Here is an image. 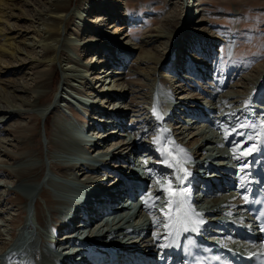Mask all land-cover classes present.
I'll use <instances>...</instances> for the list:
<instances>
[{
    "label": "bare ground",
    "instance_id": "1",
    "mask_svg": "<svg viewBox=\"0 0 264 264\" xmlns=\"http://www.w3.org/2000/svg\"><path fill=\"white\" fill-rule=\"evenodd\" d=\"M71 1L72 0H44L43 6L46 8L42 11L43 13L42 12H40V13H42L44 15L43 19H44V22H46V25L47 26L49 25L51 27L54 25L59 26L61 23L66 22L67 19L69 18V16L71 15V8H70ZM97 1L98 0H87V2H89V3L87 4L86 8H89V9H86L85 11H89V12H90V10L95 11ZM113 1H117V0H113ZM113 1L111 0V2H113ZM205 1L206 0H186V5L184 4V2H182L185 9L180 14V16H178V13H179L178 9H175L173 7H169L170 13L167 15L166 20H164L163 23L154 27L153 30H149L147 33L144 32V36H143L142 40L137 43L138 45L133 43L129 39L130 35L125 32L126 30L121 31L123 29V27L120 28V30H119L120 33L116 36H112L113 34H111V35L105 34V31L102 28L109 24V23H106V20L108 18H106L105 15L102 14V12L100 14L97 13L99 15H97V17L95 18L94 21H92L90 19L88 20V24L90 23L89 28H91V30H92L93 37L87 41L82 40L81 42L78 43V47H81L82 49H84L86 51H89V50L95 51V50H102L103 46L106 45L105 49H108L109 51H113L112 52L113 55L114 54L117 55V58L113 59V61H116L115 59L120 58V56H126V54H132V53H135L136 51H139V53L141 52L139 54V56L137 55L138 60L139 59L142 60V59H144V57H150L151 53L150 54H144V53H148L147 47L152 45L153 49L158 53V57H157L158 59H157L156 63L157 64L160 63V68H163V69L165 68L166 71L170 70L169 65H166L165 63L169 60L171 61V59L176 56L178 59L175 63L174 69H176V71H179L180 70L179 69V65H180L179 59H180V57H182L184 55L183 48H185V46H187V45H185V43L187 42V39H190L191 36H196V35H201V36H203V34L209 35V33H207L208 30L206 28H203L201 30V25L206 23L207 20L204 17L195 19V17H197L204 10L200 7L201 5H199V4H203V2H205ZM117 2L119 3V0ZM162 2H168V3L177 2L179 4L181 3L180 0H161L159 3L162 4ZM9 4L11 5V7L13 6V3H10L9 0H0V6H1L0 8H2V9H0V23L8 21L6 26L5 25L3 27L0 26V36L3 37L2 38L3 40L7 39V34L11 33V30H13L14 26L17 25L16 23H15L16 25H14L13 23H9V19L12 18V16L15 14L7 13L5 15V13H4V11H5L4 9H6V8H3V7L5 5L9 6ZM114 5H116V3ZM157 7H158L157 4L153 6L154 9H157ZM18 9L20 11H22L20 9V7ZM117 10H118V8H117ZM74 11H75V9H74ZM89 12H87V13L89 14ZM108 12H106V14H108ZM115 12L116 11H114V13ZM38 14L39 13H37V15ZM88 14H87V17H85V18H88ZM110 14H112V15H108L109 18L111 16H113V13H110ZM75 15H77V14H75ZM38 16H40V14ZM3 17L5 18L4 21H3ZM17 17L19 19L20 15H18ZM35 17H36V13H35ZM79 17L80 18L83 17L82 12H80ZM157 19H159V18L157 17L153 21L157 22ZM84 20L86 21L87 19H84ZM110 21H112L111 18H110ZM82 22H83V20H82ZM41 23H42V21H41ZM177 25L180 27H178ZM181 25H183L182 28H181ZM188 25L192 26V28H191L192 30H187V29H189ZM185 26H186V28H185ZM80 27H82L81 24H80ZM27 29H29V28H27ZM185 30H186V32L190 31V33L192 32V33H197V34H193V35L190 34V36H187L186 33H184ZM33 32L35 34H37L36 35L37 37L39 36L41 38H36V36L34 37V35H33L30 38L32 40L29 39L30 41H27V36L24 37L21 34L20 36L24 37L23 40L17 41V39L15 37H13V40L10 39L11 41H10L9 45L13 48V50L10 51L11 55H9V56L13 57L15 59V61H17V62L19 61V64L21 67L23 65H27L26 61L29 59V57H28L29 55H27V54L25 55L24 52L28 51L29 49L31 51H34V52H37L38 48L43 49V56L44 57L45 56L47 57V55L49 57V55L54 54V52H56L58 50L57 45L60 42V40H58L59 39L58 37L62 34V32L59 33L60 35L57 34V36H55L54 33L49 34V35L47 34L45 36L43 33H41L40 29L37 30L36 28H35V30H33ZM27 33H29V32H27ZM179 33H181V34H179ZM96 37H99V38H96ZM177 38H178V41L180 44L179 46L178 45L175 46V44H173V41H175V39H177ZM216 38H221V37L217 36ZM4 42H7V41H4ZM3 45H5V44L3 43L0 45V49H1L0 50V59L5 53L8 52V49L4 50L5 48L3 47ZM173 47H174L173 54L171 56L170 55L168 56V54L170 53L169 51ZM150 49H152V48H150ZM4 51H7V52H4ZM40 51H39V53H40ZM109 51L106 54H108L110 56ZM30 53H32V52H30ZM21 54L23 55V57H21ZM98 54H99V52H98ZM199 54H201V53H199ZM33 55H35V54H33ZM92 55L95 56L94 53H92ZM152 55H153V53H152ZM93 56H92L91 60L88 62L87 66H88V71H94L96 69V71L94 72L95 76L93 74L94 77L92 78V79H95V85H99L98 88H96V87L95 88L96 89L100 88L97 91L98 93H96V94L101 95V94H104L105 92H108L105 96H103L102 104L106 107V110L109 108H114L116 106V110H117L116 112L118 114L117 118H115L114 120L112 118L111 119H112V121L119 122V124H121L124 127V129H122V130L119 129V132H122V134L120 133L121 135H111L112 133L115 132V129H117V125H115V123H113L112 127H109L107 129L109 135H107L106 137L103 138L102 137L103 134L97 132L95 134V137L91 141H95L96 143L99 144L98 150H102V147H100L102 144L103 145L105 144L108 147H110V148H108L107 152L108 153L111 152L112 156L115 158V159H110L107 163L109 166L112 165L111 167H120V166L124 165V166H128V168L130 169L131 168L130 163H131V159H132L131 156H134L136 154L141 155L143 152L144 153L150 152L153 155L152 156L153 159L151 162V165L153 166V162L155 161V159L160 160L163 157V151H161V154H159L160 152H156L153 148H151V147H153L151 144H152L154 139H153V132H150L149 130L155 128V127L150 128V126H154L151 123V120L153 117L154 109H156V104H154L152 102V97H153L152 89L155 88L154 83L152 82V85L149 87L151 90H149V96H148L147 100L142 99L143 101H141V100L138 101V100L132 99L130 101V103L128 104L127 108L125 107L126 105H123L124 104L123 100H125L123 98H125V95H127V94L132 95V94H134V92L137 91L136 89L133 88V85L135 83H137V82H135V80H133V81L130 80L128 82V84L123 88L119 87V82L116 83L118 85L116 86L117 88H116V92H115L116 94L114 95L115 97L111 96L108 100H106V98H107L106 96H108L110 93V91L107 88H106V91L104 88L106 84H110V82L105 83V81L109 75L106 73V71L111 70L110 74H112L113 69H111V68H113L115 63L112 62L111 64H108L109 60L105 61L104 57H102L101 54H100V56H97V58H95L94 60H93ZM32 57H34V56H32ZM37 57L32 58L33 59L32 61H38V63L45 61V59L43 60L42 56H40L38 58ZM152 57H150V58H152ZM196 57H197V55H196ZM13 58H12V60H13ZM30 61H29V63L32 66H34L35 63L32 64ZM46 61H51V59L46 60ZM120 61L121 60L119 59L118 62H120ZM5 62H6V65L2 69L7 70L5 72L6 74H10L16 68L19 69V67H16L18 63H13L11 65V63H9L8 61H5ZM55 62L56 61L53 60L51 62V65H53ZM38 63L36 62V64H38ZM60 65L62 66L61 68L64 69L65 64L63 65V63H62ZM107 65H109V66L106 67ZM209 67H211V64H205V71L208 70ZM123 68H124V66H123ZM123 68H120V70L118 72H115V74H118V75L123 74L125 72L122 70ZM153 68H156V66ZM260 68L261 67H258L256 72H258V73L262 72V71H260L261 70ZM2 69L0 71H2ZM197 69L201 70L200 68H197ZM162 71H161V73H162ZM176 71H174V72H176ZM2 73L3 72H0V75H3ZM85 73H84V75H85ZM170 73H172V72L170 71ZM205 73L206 72H204L203 74H205ZM66 74H64V75L66 76ZM33 75H34V77L32 79H34V78L36 79L35 86L32 85V83L29 82L28 80H25L22 82H19V81H21L19 79H18L19 81H16V80L12 81L11 80L10 83H12V84H10V86L13 89L11 91V97H10L11 100L9 101L8 104L7 103H5L4 105L0 104V116L2 117V118L0 117V127L7 125L15 116L16 117L19 116L21 118V121H15L9 125L10 126L9 127L10 133L13 136V138L11 140L12 141L11 145H12V147H14L15 150L14 149L11 150L12 148L11 149L6 148L7 146L5 147L4 144H2V145H4V146H2L1 143H3L4 141H2L3 139H0L1 140L0 146H2V147H0V154L2 153V155H4L10 161L9 162L7 159L3 160V161L0 160V162L2 163V167L0 166V173H3V174L7 173V176H10V179H11V181H4V182H1L2 180L0 181V190L4 189L7 191L6 192L7 194L5 196H3V197L1 196L2 198L0 197V223H2L4 220L7 221L6 219L10 218V216H8L10 213L9 209L12 211L19 210L22 213L24 211L23 210V208H24L25 209L24 217L29 216V214L27 213L28 209H29L31 214L34 213V220L31 219V224H25L26 228L33 230L34 236H32V237H35V242H33V245L31 244V251H34V253H32L34 255L33 256H31L32 254L29 255L28 264H41V262L38 261V257H34L36 253H39V251H42V252L44 251L43 244H41L40 247H38V245L40 243L38 233L41 231L36 226L39 225L43 228H46L47 220L44 218L45 217L44 216L45 208L42 205H38V203H37V199L39 198L38 196L41 195V196H44L46 198V205L48 207L47 210L51 214V216L56 214V212L60 208L63 201L59 200L60 198L55 197L52 194V192L49 190V188H47V186H45V182L43 181L44 178L42 176L43 173H40V174L36 173L41 168H43V164H45V161H44L43 157L41 156L38 134L34 132V129H36V127H35L36 123L34 125V122H33V121L38 120V118L40 116H44V118L47 119V115H48L47 111L48 110L42 109L43 106H46L48 104L49 106H53L55 108V106L57 104V103L53 104V102L52 103L51 102L46 103V98L50 95L51 90H52L53 85H54V80H55V76H56V69L52 67V69L48 70L46 67L42 70L36 71ZM153 76H154V74H153ZM231 76H232V73L225 76L227 78L228 83L223 87V89H221L220 91L217 92L214 100H212L208 104H204V106L208 105V107L206 106V108H208V109L207 110L203 109L204 113H201V114H203V115L205 114L204 116H206V114L211 115L214 112H221V113H224L225 116L227 114H230V117L234 118L233 120H235V121L243 118L242 116L245 115V109H240L241 107L240 108L236 107V108H239V111H236L235 110L236 105H234V107H233L235 109H233V108H232L233 110H229V109H231L230 108L232 106L231 103H235V104L239 103V105H240L242 103L247 102V100H248L247 93H248L249 89L246 86V83H247V80H249V78H248L249 76H247L245 78L241 76L242 78L239 79V82L242 81V83L237 82L236 84H232V82H233L232 77L234 75L232 77ZM253 76L255 77V76H257V74H251L250 80L253 79L252 78ZM114 77H115L114 80H116V81H119V79H121V76L119 77V76L114 75ZM196 77H198V75H196ZM208 77H209V75H208ZM208 77L205 79H208ZM156 78H157V75H156ZM215 78H216V76H215ZM26 79H28V78H26ZM160 79H165V75L160 74ZM212 79H213V77H212ZM131 81L134 83H131ZM184 81H186V80H184ZM167 82H171V81H167ZM87 83H88V81H87ZM177 83H180V82L178 81ZM181 83L171 87L173 94L176 95V93H178L180 95V96L177 95V97H176V100L178 98L181 99L180 104L178 101H176V103H173L167 99L168 103L170 102V105L168 107H170L172 105H173V107H175L176 104H179L182 111H188L191 108L198 107L199 102H196L194 100H189V98H187V96L185 97L184 94L187 93L185 90V89H187L186 84L184 85ZM111 84H113V83H111ZM147 84H145L143 82L140 85L143 87H148ZM168 84L169 83H167V85ZM187 85H189V83ZM101 86H103V87L101 88ZM170 86H172V85L170 84ZM39 87L41 88L40 90L38 89ZM211 87L214 88L215 85L213 84ZM239 87L242 88V90H240ZM80 88H82V87H80ZM86 89H88V88H86ZM109 89H111V87H109ZM90 95H91V93H90ZM93 96H94V94H93ZM96 97H97V95H96ZM101 97H102V95H101ZM255 97L259 98V95H256ZM59 98H61V97H59ZM59 98H57V102L59 101ZM199 98H201V97H199ZM92 99H94V98H92ZM100 101H98V102H100ZM93 102H95V101H93ZM160 102H162L164 105H165V103L167 104V102L164 101L163 99ZM45 103H46V105H45ZM152 103H153V105L151 107L150 105ZM221 103H223V104H221ZM145 104H147V106ZM65 106H67V105H65ZM127 111L128 112L129 111L134 112L131 115L132 117L130 119H127L125 117L126 120L125 119L122 120V118L125 116ZM164 115H165L164 119H166V114H164ZM225 116H223V117H225ZM230 117H229V119H230ZM220 118H221V116H219L215 119L216 125L220 122ZM23 119H27V121L28 120H30V121L27 122V121H24ZM223 119L224 118H222V120ZM255 119L257 120V118H255ZM103 123H106V121L103 120ZM64 124L66 125V121H63V120L61 121V119H59V117H53L52 120H50V125L48 126V124L45 123V128H44V134H45V137L47 139L46 145L48 148V152H46V158L48 159L47 164L51 170L61 171V173H62L61 176L66 177V179H64L62 177V179H61L62 181L71 179L69 177V175H70L69 172L67 170H64L65 167L60 165L59 159H55V157L57 158L58 152H64L67 149H69V147H68L69 137H66V138L64 137V135H67L64 131L65 130L64 129L65 126H63ZM183 125H185L184 127L187 126V124L185 122H183ZM155 126L158 127V124ZM67 127H70V124H68ZM143 127L145 128V130L143 129ZM246 127H247L248 131L251 132L252 128H250L248 126H246ZM194 129L195 128H193V130ZM184 130H186V128ZM184 132L185 131H183V130L180 131V135H182L183 137H180V138L177 137V142L175 145H179V146L183 145V144L189 145L192 148L191 152H195V156L199 154V157L202 155H205V153L208 151L209 145H214L213 143L216 141L215 138H218L221 134L220 131H214V130L205 131L204 130L201 132L200 130H198L194 133H192V132L190 133L192 135L189 138V141H186V140L184 141L183 140V139H185ZM207 132H209L210 134L213 135L214 140H212L211 135L207 134ZM144 136L148 137L147 138L148 140L143 141L142 137H144ZM5 140H7V137ZM7 144L9 145L8 142H7ZM218 146L220 147V145H218ZM199 149L201 150V153H198ZM212 149L214 151V154H216L217 156L224 154L222 149H220L217 153H215V149L216 150L219 149V148H216V146H212ZM49 150H51V151H49ZM141 150H143L142 153H140ZM105 160H107V159H105ZM221 160H225L224 157ZM113 162H115L119 166L113 165ZM151 165H149V166H151ZM80 166L81 165H79V164L73 163L70 168L72 170L75 169V171L80 172L79 169H82V170L85 169L84 167L80 168ZM144 167L146 169L145 171L147 172L148 166L144 165ZM76 168H79V169H76ZM107 170H108L110 176H112L113 171L111 170V168H108ZM83 172L84 173L81 176L87 177L88 176L87 171L84 170ZM35 173H36V175H35ZM114 174H118V173L115 172ZM48 176H50V172L46 175V177H48ZM47 181L49 183L50 182L52 183L50 178H48ZM54 181H55V183H54L55 189L58 190L59 192H61L62 194H65L66 182L58 183V181L56 179ZM70 183H72V182H70ZM229 184H230V180L226 179L225 182L222 184L223 189L217 193L212 194L211 198L207 200L208 213H206V216H208L211 220H216V219H218L217 217H221V218L229 217V216H232L234 214L240 215L244 212V204H245L246 198L244 197L243 194H239V193L237 194L235 192L236 188L231 187ZM236 184H238V181H236ZM148 189H149V186H145V185L140 186L135 191L133 198H135V200H137V198L141 197L144 193H146L148 191ZM11 194H14L15 196L19 195V198H20L19 202L20 203L19 202L15 203L16 200L10 197ZM123 194L125 195V197H119V200L116 202V204H114L113 208L111 209V212H109V215H104V216H112V218H110V220H104V216H103L101 219H99L98 221H96L93 224V227L100 225L104 229V231L102 232V235H103L102 237L104 239L101 240V242H103L107 245L111 244L116 249H119L118 248L120 245L119 243H121V245L123 247H125L127 249V251H129L128 254L131 255L130 258H132V257L134 258L133 254H139L140 257H138V259H136V260H142V262L147 261L149 263L156 264L153 262V258H157L158 256L160 257L163 255H168V252H170L172 249L177 248L178 236L176 234V230L175 231L171 230L169 233H167V232H165V226H161L159 229H157L153 226V223H152L153 216L152 215L148 216V215H144V214H139L138 218L133 220V221L136 223L137 221L142 220L141 224L139 225V228H140L139 230L148 231V237L146 239H144L143 241H139L138 243L135 244V243L126 242L127 240H130V237L127 238V236H126L125 240H124L125 242L123 243L122 240L118 238L119 233H117V232L123 230L124 228H126V226H130L127 224H129V221H131V219H126L125 216H122V217L121 216H113V215L120 214V213H123V212L129 210V208L127 206L129 204V203H127V200L129 199V192H123ZM156 195H158V199H164L165 200L164 194H160L157 192ZM197 196H199V195H197ZM156 201H157L159 206H163V204L167 202V201H162V200H157V199H156ZM4 204H6L8 206V209L4 206ZM145 204H146L145 209L149 210V206H150L151 202H146ZM122 207H124V208H122ZM118 208H121V210H119ZM91 210H95V208L91 209ZM230 218L231 217H229V219L227 221L233 220ZM5 221L3 222L4 223L3 225L0 224V252L2 251V249L4 248V245H5V249L0 253V254H2L0 256H3L2 259H4V264H24L21 262V260H19L17 258L16 254L18 252L22 253L25 250L19 249L20 247H18V249H15V251L11 250L10 246L12 244L10 242L8 243V241H7V243L4 242L6 234L9 235V238L11 237L10 231H8L10 227L7 226L9 224L6 225ZM23 222H24V220L21 221V224H23ZM184 222H186V221L183 220V224H182L183 226H184ZM33 226H34V228H33ZM6 231H7V233H6ZM12 233H14L13 230H12ZM22 233H23V231H22ZM131 244H133V245H131ZM12 254L16 257L11 258L10 256ZM135 258H137V257H135ZM169 263L170 264L173 263V260H170L167 264H169ZM122 264H139V263H138V261H136L135 263L132 261H127V262H122ZM157 264H162V263L159 262Z\"/></svg>",
    "mask_w": 264,
    "mask_h": 264
},
{
    "label": "rangeland",
    "instance_id": "2",
    "mask_svg": "<svg viewBox=\"0 0 264 264\" xmlns=\"http://www.w3.org/2000/svg\"><path fill=\"white\" fill-rule=\"evenodd\" d=\"M43 1L44 0H39V1L38 0H21V1L20 0H9L10 3H13V6L11 7V5L9 4V6L5 5L6 7L5 6L3 7V8H6V9H4L5 15L7 13L15 14L12 16V18L9 19V23H13L14 25H16V24L17 25L14 26L13 30H11V33L7 34L6 40H3L2 39L3 37L0 36V45L4 43L5 44V45H3V47L5 48L4 50L8 49V52L4 51L7 53H5L2 56L3 58L1 57V59H0L1 60L0 61V70L6 65L5 61H8L9 63H11V65L13 63H18L16 67H19V69H17V68L14 69L10 74L5 73L7 71L6 69H2V71H0V72H3L2 73L3 75H0V104L1 105L2 104L4 105L5 103L8 104L9 101L11 100L10 99L11 91L13 90L10 86V84H12V83H10L11 80L12 81L13 80H16V81L21 80L19 82L28 80L29 82L32 83V85L35 86L36 79L35 78L32 79V78L34 77L33 74L36 71L42 70L46 67L48 70L52 69V67L56 69V76H55V80H54V85H53V88L51 90L50 95L46 98V103H49V102L52 103L53 102V104L54 103H57V104L54 108L53 106H49L48 104L46 105V103H45L46 106H43L42 109L48 110L47 111L48 112L47 119L44 118V116H40L38 118V120L33 121L34 125L36 123V125H35L36 129H34V132L38 134L41 156L43 157V159L45 161V164H43V168H41L36 173L37 174L43 173V175H42L44 178L43 181L46 182L45 186H47V185L51 186V183H49L47 181L48 178H46V175L49 172L59 174L58 170H51L47 164L48 159L46 158V152H48V148L46 145L47 139H46L45 134H44V128H45V123H47L48 126L50 125V120H52L53 117H59V119H61V121L62 120L64 121V116H66V115L64 114V111L62 110V108H60L59 104L62 103L61 104L62 107H64L65 109H68V107L70 106V103L61 95L66 96L70 99H73L74 102L76 100L78 106L83 105L80 102L81 99L85 100L89 104L97 105L100 107L104 106L102 104V99H103V96H105V95L101 94L102 95V97H101L100 94H96V93H98L97 91L100 89V88L96 89V88H98L99 85H95V79H92L95 76L94 71H88L87 64L93 56L92 53H94V55H95V56H93V60L95 58H97V56H100V54H101V56L104 57L105 61L109 59L111 63L114 62L115 65L113 66V68H111V69H113L114 72H118L120 70V68H123V66H124V68L122 70L125 72L121 75L116 74V76H119V77L121 76V79H119V81H116V80H114L115 77L113 76V77H111L110 84H106L104 87L105 91H106V88L110 91V94L108 95L109 97H111V96L115 97L114 95L116 94L115 93L116 88H117L116 86L118 85L116 83L119 82V87L123 88L128 84V82L130 80H132V81L135 80V82H137V83H135L136 85L135 84L133 85V88L136 89L137 91L134 92V94H132V95L127 94V95H125V98H123V99H125V100H123L124 101L123 105H126L125 106L126 108L128 107V104L130 103V101L132 99L138 100V101L147 100V98L149 96V90H151L149 87L152 85V82H153L155 88L152 89V92H153L152 102L154 104H156V110L158 111V114L164 115L167 113H169V114L171 113L174 117L176 115H177V117H182V109L180 108V105H179L181 102V99L178 98L176 100V97L179 94L178 93H176V95L173 94L172 88H171L174 85L180 84L182 82L181 84H184V85L186 84V88H187V89H185L187 92L184 94L185 97L187 96V98H189V100H194L196 102H199L198 107L203 108L204 110H207L208 108H206V106L208 107V105L204 106V104H208L209 102H211L212 100L215 99V95L217 94V92L220 91L221 89H223V87L228 83L227 78L225 76H227L228 74H231V73H232V76L234 75L233 77L231 76L232 80H233L232 84H236L237 82H239V79L242 77L245 78V77L249 76L248 77L249 80H247L246 86L248 87V89L250 91L248 90V93H247V96H248L247 102L242 103L240 105H239V103H237L238 105L235 103H231L232 106L230 107L231 109H229V110H233L236 107H239V108L241 107L240 109H245V115L242 116L244 118L247 115V113H253V114L257 115L258 111H260L262 108H264V72H263L264 71V0H206L205 2H203V4H199V5H201L200 7L204 10L197 17H195V19L204 17L207 20L206 23L201 25V30L203 28H206L208 30L207 33H209V35L202 33L203 36L196 35V36H191L190 39H187V42L185 43V45H187V46H185V48H183L184 55L182 57H180V59H179V62H180L179 63L180 64L179 65V69H180L179 71H176V69H174V70L170 69V70L166 71L165 68L164 69L160 68V63L159 64L156 63V61L158 59L157 58L158 53L153 49L152 45L147 47L148 53H144V54H150L151 53L150 57L153 56L152 58L144 57V59L138 60L137 57L139 56V54L141 52L139 53V51H136L135 53H132V54H126V56H120V58L115 59L116 61H113L114 58H117V55L116 54L113 55V53H112L113 51H109L108 49H105L106 45L103 46L102 50L86 51V50L82 49L81 47H78V43L81 42L82 40L87 41L93 37L92 30H91V28H89L90 23L88 24V20L90 19V20L94 21L95 18L97 17V15H99L102 12V14L105 15L106 18H108L106 20V23H109L107 26H104L102 28L105 31V34H107V35L113 34L112 36H116L120 33V31H119L120 28L123 27V29L121 31L126 30L125 32L130 35L129 39L133 43L137 44L138 42H140L142 40V38L144 36V32L147 33L149 30H153L154 27L163 23L164 20H166L167 15L170 13L169 7H173L175 9H178L179 10L178 16H180V14L185 9L182 2H184V4L186 5V0H180V2H181L180 4L177 2H175V3L174 2H170V3L162 2V4H161V3H159L161 0H119V3L117 2L118 0L117 1L112 0L113 2H111V0H98L97 4H96V10L95 11L90 10V12L85 11L86 9H89V8H86L87 4L89 3V2H87V0H72L71 4H70L71 15L69 16L67 21L61 23L59 26L54 25L52 27L49 25L47 26L46 22H44V19H43L44 15L42 14L43 13L42 11L46 7L43 6L44 5ZM115 3H116V5H114ZM156 4L158 7H157V9H154L153 6ZM19 7L22 11H20L18 9ZM117 8H118V10H117ZM0 9H2V8H0ZM74 9H75V11H74ZM114 11H116V12L114 13ZM40 12H42V13H40ZM80 12L83 13V17H81V18L79 17ZM87 12H89V14ZM106 12H108V14H106ZM35 13H36V17H35ZM37 13H39L40 16H38L39 14L37 15ZM97 13H99V14H97ZM110 13H113V16L110 17L112 21H110V18L108 16V15H112ZM75 14H77V15H75ZM87 14H88V18H85V17H87ZM18 15H20L21 18L19 17V19H18V17H17ZM157 17L159 19H157V22L156 21L154 22L153 20ZM84 19H87V20L85 21ZM4 20H5V18L3 17V21ZM82 20H83V22H82ZM41 21H42V23H41ZM7 22L8 21L1 22L0 26L1 27H3L4 25L6 26ZM79 23L82 25V27H80ZM178 27H180V26H178ZM182 27H183V25H181V28ZM27 28H29V29H27ZM35 28L37 30L40 29L41 33H43L45 36L47 34L49 35L52 33H54L55 36H57V34L62 32V34L61 35L59 34L60 36L58 37L59 38L58 40H60V42L57 45L58 50L56 52H54V54L49 55V57H48V55H47V57L45 56L46 58L43 56V49H41V48H38L37 52L31 51L30 49L29 50L27 49L28 51L24 50L25 55L26 54L29 55L28 57L31 61L28 58L27 59L32 64L33 63H35V64H34V66H32L29 63V61L26 59L27 65H23L21 67L19 64V61L17 62V61H15V59L13 57L9 56V55H11L10 51L13 50V48L9 45V43L11 40H13V37H15L17 39V41L23 40L25 36H27V41L32 40L30 38L33 35H34V37L37 35L33 32V30H35ZM185 28H186V26H185ZM191 28H192V26H189V29H187V30H192ZM27 32H29V33H27ZM184 33H186L187 36H190V34L191 35L197 34V33H192V32L190 33V31L186 32V30ZM21 34L24 37L20 36ZM179 34H181V33H179ZM217 36L221 37V38H216ZM36 38H41V37L36 36ZM96 38H99V37H96ZM4 41H7V42H4ZM173 44H175V46L180 45L178 38L175 39V41H173ZM150 48H152V49H150ZM29 51L32 53H30ZM39 51H40V53H39ZM108 51L110 52V56L108 54H106ZM173 51H174V47L169 51L170 53L168 54V56L169 55L171 56L173 54ZM98 52H99V54H98ZM152 53H153V55H152ZM199 53H201V54H199ZM30 54L34 57H32ZM33 54H35V55H33ZM195 54L197 55L198 58L196 57ZM37 56L38 57L42 56L43 60L45 59V61L42 60L43 62H39V63H38V61H32L33 60L32 58H35ZM21 57H23L22 54H21ZM12 58H13V60H12ZM49 59H51V61H46ZM119 59L121 60L120 62H118ZM177 59H176V61H177ZM53 60L56 62L53 65H51V62ZM36 62L39 65L36 64ZM169 62H171V61L169 60L165 64L170 65ZM62 63H63V65L65 64L64 69L61 68L62 66L60 64H62ZM116 64H117V66H116ZM205 64H211V67H209L208 70H206V71H205ZM155 66H156V68H153ZM258 67H261L260 71H262V72H260V73L256 72ZM197 68H200L201 70H198ZM161 71H162V73H161ZM170 71L172 73H170ZM174 71H176V72H174ZM204 72H206V73L203 74ZM84 73H85V75H84ZM64 74H66V76ZM93 74H94V76H93ZM153 74H154V76H153ZM160 74L165 75V79H160ZM251 74H257V76H255V77L253 76L252 77L253 79L250 80ZM156 75H157V78H156ZM196 75H198V77H196ZM208 75H209V77H208ZM215 76H216V78H215ZM207 77H208V79H205ZM212 77H213V79H212ZM26 78H28V79H26ZM166 80L171 81V82H167ZM184 80H186V81H184ZM87 81H88V83H87ZM132 81H131V83H134ZM178 81L180 83H177ZM143 82L145 84L148 83L147 84L148 87L141 86L140 84ZM111 83H113V84H111ZM167 83H169V84L167 85ZM188 83H189V85H187ZM239 83H242V81ZM170 84L172 86H170ZM213 84L215 85L214 88L211 87ZM80 87H82L83 89ZM102 87L103 86H101V88ZM109 87H111V89H109ZM86 88H88L89 90ZM38 89L40 90L41 88L39 87ZM239 89L242 90V88H240V87H239ZM90 93H91V95H90ZM92 93L94 94L95 97L93 96ZM59 95L61 98H60L59 103H58L57 98L59 97ZM96 95L98 98L96 97ZM256 95H259V98L255 97ZM108 96H106L107 99H109ZM199 97H201V98H199ZM92 98H94V99H92ZM162 99L164 101H166L168 105L166 103L164 105L162 102H160V101H162ZM167 99L173 103H176V101H178L179 102V104L177 105L178 108L174 111L169 112L168 106L170 105V102L168 103ZM93 101H95V102H93ZM98 101H100V102H98ZM153 103L150 105L151 107H152ZM221 104H223V103H221ZM65 105H67L68 107ZM145 105L147 106V104H145ZM234 105H236L235 108H233ZM239 108H236L235 110L239 111ZM68 110L70 112L71 111L75 112V110L72 106ZM133 113L134 112H130V111L128 112L127 111V113L125 114L123 119H125V120H126V118L130 119L132 117L131 115ZM221 114L223 115L224 113L214 112L212 115H215L217 117H219V116L222 117ZM228 115H230V114H227V116ZM224 116H225V114H224ZM174 119H177V118H174ZM23 120L27 121V119H23ZM15 121H21V118L19 116H17V117L15 116L7 125L0 127V139H3L2 141H4L6 143L5 144L3 142V143H1V145L4 144L5 147L7 146L6 148H10V149L12 148L11 150H13L14 147H12V145H11V143H12L11 140H12L13 136L10 133V130H9L10 126L9 125ZM28 121H30V120H28ZM151 123L154 126H150V128L155 127L153 129L149 130L150 132H153V139L154 140H153L152 144L154 146V150L156 152H160L159 154H161V151H163V142L160 141L159 135H162L161 133H163V132L161 130H159L160 129L159 125H158V127L155 126L158 123L155 120V113L154 112H153V117H152ZM63 126H65V125H63ZM197 126H199V125H197ZM185 128L186 127H183L180 129V130L185 131L184 132L185 139H183V140L189 141V138L192 135V134H190L191 133L190 131H193V128L189 131L187 128H186V130H184ZM206 128H207V126H206ZM143 129L145 130L144 127H143ZM208 130L210 131V129H206V131H208ZM207 134H210V133L207 132ZM210 135H211L212 140H214L213 135L212 134H210ZM6 137H7V140H5ZM64 137H65V135H64ZM180 137H183V136L179 134L178 138H180ZM147 138L148 137L144 136V137H142V140L143 141L148 140ZM6 141L9 143V145L7 144ZM4 145H2V146H4ZM2 146H0V147H2ZM182 146H184L185 148H190V146L186 145V144H183ZM216 147H218V146H216ZM219 150L220 149H218V150L215 149V153H217ZM49 151H51V150H49ZM198 153H201L200 149H199ZM58 154H59V152L57 153V158L55 157V159L60 158V156ZM191 154L195 155V152H191ZM152 156L153 155H150L149 159H153ZM6 159L7 158L4 155H2V153H1L0 154V160L3 161ZM224 159H226V157H224ZM159 161L161 162V159ZM155 162H156V159H155ZM0 166L2 167L1 162H0ZM36 173H35V175H36ZM0 181L1 182L11 181V179H10V176H7V173L6 174L0 173ZM6 192L7 191L4 189L0 190V197L5 196L7 194ZM10 197L16 200L15 203H18L20 200L19 195L15 196L14 194H11ZM38 197L39 198L37 199V203H38V205H42L45 208V211H44L45 217L44 218L48 222L49 213L47 210L48 207L46 205V198L44 196H41V195ZM59 200H61V199H59ZM4 206L8 209V206L6 204H4ZM23 210L24 211L21 213L19 210L12 211L9 209L10 213L8 216H10V218L6 219L7 221L4 220L6 225L9 224V225H7L8 227H10L8 231H11V230H13L15 232L20 231L21 225H22L21 221L24 220L23 224L26 221L25 217H24L25 209L23 208ZM3 222L0 224L3 225L4 224ZM49 222L52 226L53 225L52 221L50 220ZM6 233H7V231H6ZM8 239H9V235L6 234L4 242L7 243ZM4 249H5V245H4V248L2 249V251ZM0 255H2V254H0ZM2 257L3 256H0V264H4V259H2Z\"/></svg>",
    "mask_w": 264,
    "mask_h": 264
},
{
    "label": "snow or ice",
    "instance_id": "3",
    "mask_svg": "<svg viewBox=\"0 0 264 264\" xmlns=\"http://www.w3.org/2000/svg\"><path fill=\"white\" fill-rule=\"evenodd\" d=\"M186 174H187V170L186 169H182ZM181 179L183 180L184 178L181 177ZM171 188V184H169V189ZM169 189H165V191H169ZM169 195L170 196H183V193H173L171 191H169ZM169 203L171 204L172 201L170 200Z\"/></svg>",
    "mask_w": 264,
    "mask_h": 264
}]
</instances>
